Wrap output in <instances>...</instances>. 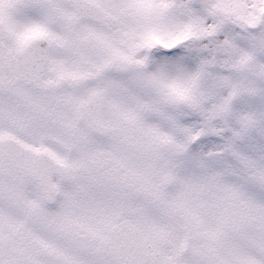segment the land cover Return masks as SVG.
I'll use <instances>...</instances> for the list:
<instances>
[{"label":"snow or ice","instance_id":"obj_1","mask_svg":"<svg viewBox=\"0 0 264 264\" xmlns=\"http://www.w3.org/2000/svg\"><path fill=\"white\" fill-rule=\"evenodd\" d=\"M0 264H264V0H0Z\"/></svg>","mask_w":264,"mask_h":264}]
</instances>
